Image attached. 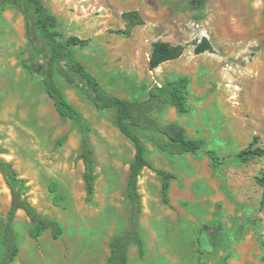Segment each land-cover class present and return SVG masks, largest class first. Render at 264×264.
Segmentation results:
<instances>
[{
    "label": "rangeland",
    "instance_id": "rangeland-1",
    "mask_svg": "<svg viewBox=\"0 0 264 264\" xmlns=\"http://www.w3.org/2000/svg\"><path fill=\"white\" fill-rule=\"evenodd\" d=\"M42 1L57 18L62 40L90 39L72 52L107 94L143 100L155 85L189 78L188 112L167 106L155 117L178 122L202 148L169 155L156 147L158 136L143 135L148 160L176 179L164 203L161 177L141 171L145 255L139 258L130 247L128 264H264V205L257 183L264 178V158L237 157L254 138V147H264V0H208L201 21L194 19L188 0ZM127 12H136L141 23L128 28ZM204 39L210 50L195 54ZM156 41L177 46L182 54L150 71ZM48 55L32 7L22 1L1 7L0 151L25 179L27 201L64 230L58 240L49 230L33 239L28 218L18 211L19 254L12 264H105L110 239L129 227L126 184L135 150L116 127L114 113L97 110L82 81L59 65L60 89L91 127L95 178L88 193L81 131L57 114L45 93ZM208 151L220 163L213 164ZM51 184L61 195L58 206ZM10 201L0 174V246Z\"/></svg>",
    "mask_w": 264,
    "mask_h": 264
},
{
    "label": "trees",
    "instance_id": "trees-1",
    "mask_svg": "<svg viewBox=\"0 0 264 264\" xmlns=\"http://www.w3.org/2000/svg\"><path fill=\"white\" fill-rule=\"evenodd\" d=\"M22 1L30 5L35 17V27L49 49V55L45 62L43 72V86L48 98L52 101L55 111L60 117L71 120L79 127L82 136V150L80 159L84 166V180L89 194L94 186V159L89 142L91 127L80 112L66 98L57 83V69L63 65L65 70L77 76L89 91L88 99L93 106L100 111H111L115 115V125L133 145L135 154L129 166V176L126 184L127 197L131 203L129 227L114 235L109 243V255L105 264H128V252L130 247H135L139 258L145 255V245L139 231V219L141 216V196L138 192V178L143 169H151L162 179L161 192L164 203H168V191L170 181L176 179L175 174L157 169L146 156L147 147L143 141L144 134H153L159 137L156 147L169 155L196 154L202 148L199 139L187 136L184 128L176 121L162 123L156 117L167 106L173 107L178 114L188 112L187 94L189 86L188 77H179L168 80L160 85H155L143 100H129L111 96L105 92L99 82L88 72L86 67L77 61L72 49L84 48L90 44V39L70 36L64 40L58 31L57 18L46 8L42 0H0V8L9 3ZM208 0H188V4L196 11L194 19H204V9ZM127 27L140 24L141 20L136 12L124 14ZM264 18V10H263ZM210 50L207 40H203L194 48L195 54H201ZM182 54V49L164 41H156L148 61L150 71L155 70L161 64L177 59ZM256 138L249 146L241 150L237 157L247 161L253 157L264 158V147H254ZM0 151V174L7 185L10 195V209L4 225L0 246V264H12L19 254L18 235L14 225L15 214L23 211L29 220L28 235L38 239L47 230L51 237L58 240L64 233L61 225L54 219L42 216L26 199L28 190L26 181L20 178L10 162L2 158ZM213 164L220 163V159L214 151L207 152ZM262 188L260 205H264V178L257 179ZM49 191L53 195L52 201L58 206L61 195L57 186L51 184Z\"/></svg>",
    "mask_w": 264,
    "mask_h": 264
},
{
    "label": "built area",
    "instance_id": "built-area-1",
    "mask_svg": "<svg viewBox=\"0 0 264 264\" xmlns=\"http://www.w3.org/2000/svg\"><path fill=\"white\" fill-rule=\"evenodd\" d=\"M235 87V89H237L238 87H236V86H234ZM235 97V94H233L232 96H231V98H234Z\"/></svg>",
    "mask_w": 264,
    "mask_h": 264
}]
</instances>
